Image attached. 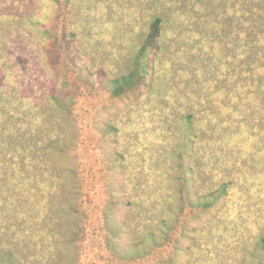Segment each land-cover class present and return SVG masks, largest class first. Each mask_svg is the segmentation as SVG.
Returning <instances> with one entry per match:
<instances>
[{
    "label": "rangeland",
    "instance_id": "obj_1",
    "mask_svg": "<svg viewBox=\"0 0 264 264\" xmlns=\"http://www.w3.org/2000/svg\"><path fill=\"white\" fill-rule=\"evenodd\" d=\"M156 18L155 85L115 98L108 82L128 71ZM56 93L71 114L53 106ZM56 176L79 197V238L18 239L32 262L57 245L60 264H259L264 0H0L2 231H40ZM112 181L126 202L113 212L125 230L115 250ZM223 185L224 204L199 205ZM179 208L173 239L136 247L137 230L164 217L173 226Z\"/></svg>",
    "mask_w": 264,
    "mask_h": 264
},
{
    "label": "trees",
    "instance_id": "obj_2",
    "mask_svg": "<svg viewBox=\"0 0 264 264\" xmlns=\"http://www.w3.org/2000/svg\"><path fill=\"white\" fill-rule=\"evenodd\" d=\"M69 1V0H68ZM164 20L162 18H156L150 25L149 32L147 37L137 52L135 59L128 71L119 76H115L108 82L109 89L111 90L112 95L115 98H121L129 94H135L136 92H141L142 88L146 87L148 90L153 88L155 85V80L153 76L156 71L157 61L160 60L162 51H163V37H164ZM146 57L147 66L145 69H141L143 59ZM147 70V71H146ZM51 102L53 106L63 113L71 114L72 108L70 100L68 97H63L62 94L56 93L51 96ZM190 122H192L190 120ZM196 137V136H193ZM112 169L116 172V159L112 162ZM54 191L46 199L47 212L44 214V217L40 219V224L42 227L40 231L33 235L34 233L29 232L26 229L14 230L13 228L7 226L5 231H2V226H0V264H60V252L56 246V250L49 251L44 255V260L36 259L34 262L29 260L27 256L20 255L21 252L25 253V249L22 244L26 245L24 242H19L20 238L30 239L31 237L39 236L41 238H50L53 240L64 239L67 242H75L79 235L78 223L76 221L77 216L81 213V208L79 206V197L72 200L73 191L67 187L65 180L61 176H56ZM116 181L110 182L109 195L106 208L112 209L106 214L105 227L109 233L110 242L112 239L116 240V237H120L124 234L125 230L122 225H119L116 222V217L113 212L116 210L117 205H124L126 202L122 196L118 194V189H116ZM230 186L223 185L219 190L212 192L210 195H205L200 197L199 205L204 209L206 208H215L220 204H224L225 198L228 195ZM189 199V198H188ZM184 213V209H177L170 211L168 214L173 216L175 219V224L171 226L168 223V217L159 223L160 228L156 227L150 229L148 233L143 235L138 231V240L136 242V247L141 248L142 244L152 245L155 249L161 244L157 239H168L171 240L174 238V232L180 224V214ZM50 221L53 225L49 232L46 231V223ZM184 233L188 232V229L185 228L186 224L183 222ZM116 226H118L116 228ZM150 227V226H149ZM149 227H146L148 230ZM174 229V230H173ZM147 230H144L145 232ZM136 231V230H134ZM140 231V232H139ZM10 237V238H9ZM9 239V240H8ZM7 240V241H6ZM171 244L175 241H171ZM111 248L116 249L111 242ZM144 249V248H143ZM261 251L264 254V239H261ZM153 253V250L151 251ZM259 264H264V257L259 261Z\"/></svg>",
    "mask_w": 264,
    "mask_h": 264
}]
</instances>
